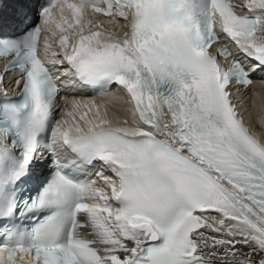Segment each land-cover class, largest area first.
Segmentation results:
<instances>
[{"label": "snow or ice", "instance_id": "obj_1", "mask_svg": "<svg viewBox=\"0 0 264 264\" xmlns=\"http://www.w3.org/2000/svg\"><path fill=\"white\" fill-rule=\"evenodd\" d=\"M0 57V264H264V0H0Z\"/></svg>", "mask_w": 264, "mask_h": 264}, {"label": "bare ground", "instance_id": "obj_2", "mask_svg": "<svg viewBox=\"0 0 264 264\" xmlns=\"http://www.w3.org/2000/svg\"><path fill=\"white\" fill-rule=\"evenodd\" d=\"M116 92H117V89H112L106 95L111 96L115 94ZM241 93H242L241 96H240V91L238 94V98L240 99L241 104H242V100L247 99L246 101L250 107V111L245 113V118L251 124L253 129L258 130L260 129L259 125L262 122L261 116H262V101H264V78H262L261 80H257L256 83L252 85L251 90L242 89ZM247 94H248V97H247ZM106 95L95 98V99L102 102L105 99ZM83 99H89V98H83ZM115 107L121 113L126 111V109L120 104H116Z\"/></svg>", "mask_w": 264, "mask_h": 264}, {"label": "rangeland", "instance_id": "obj_3", "mask_svg": "<svg viewBox=\"0 0 264 264\" xmlns=\"http://www.w3.org/2000/svg\"><path fill=\"white\" fill-rule=\"evenodd\" d=\"M247 97H248V94H247Z\"/></svg>", "mask_w": 264, "mask_h": 264}]
</instances>
